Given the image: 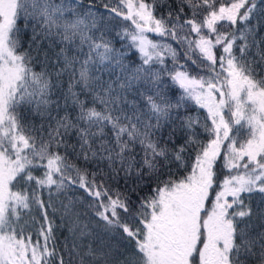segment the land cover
Wrapping results in <instances>:
<instances>
[{
	"label": "snow or ice",
	"instance_id": "snow-or-ice-1",
	"mask_svg": "<svg viewBox=\"0 0 264 264\" xmlns=\"http://www.w3.org/2000/svg\"><path fill=\"white\" fill-rule=\"evenodd\" d=\"M261 27L264 0H0V264H84L97 230L115 264H264Z\"/></svg>",
	"mask_w": 264,
	"mask_h": 264
},
{
	"label": "trees",
	"instance_id": "trees-1",
	"mask_svg": "<svg viewBox=\"0 0 264 264\" xmlns=\"http://www.w3.org/2000/svg\"><path fill=\"white\" fill-rule=\"evenodd\" d=\"M85 2H87V0H85ZM254 24H256L257 22L254 20L253 21ZM261 34H264V27H261ZM23 39H27V37H23ZM119 46V45H117ZM183 109H181V112L183 113ZM189 115H196V112H190L187 113ZM35 123L37 125H39V118H35ZM173 127H177V125H173ZM173 171H176L175 168H173ZM145 192H147V189H145ZM143 194V193H142ZM69 195L71 196V193H69ZM61 201H63L64 204H67L68 201L66 199H64L63 197H61L60 199L55 201V205L56 208L58 210V215L60 211H63V209L61 208ZM251 206L254 210H257L258 208H264V204L261 203L259 196H255L252 201H251ZM75 212L81 214L82 220L83 222H87L88 218L85 215V209L81 208L79 206V204L76 205ZM254 222L258 223V221L255 220L254 217ZM58 235V239H59V243L61 245L64 244L65 242V237H70L69 232L67 231L66 228L59 230V232L57 233ZM71 242V240L69 239V243ZM83 243L85 245H90L91 248L96 250L97 256L95 259L92 258H86L84 260V264H104V260L100 258V254L103 252H107L109 251V248L114 249L110 256L107 258L108 259V264H115V261L117 259H121L119 257V252H123L125 250V244L121 241H119L118 239H114L111 238L108 235H105L103 232L97 230L96 232H94L90 237H87L83 240Z\"/></svg>",
	"mask_w": 264,
	"mask_h": 264
}]
</instances>
